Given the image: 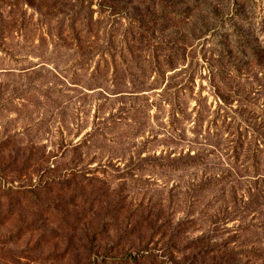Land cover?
I'll list each match as a JSON object with an SVG mask.
<instances>
[{"label": "rangeland", "instance_id": "obj_1", "mask_svg": "<svg viewBox=\"0 0 264 264\" xmlns=\"http://www.w3.org/2000/svg\"><path fill=\"white\" fill-rule=\"evenodd\" d=\"M0 264H264V0H0Z\"/></svg>", "mask_w": 264, "mask_h": 264}]
</instances>
